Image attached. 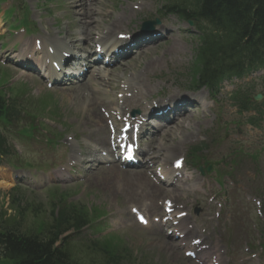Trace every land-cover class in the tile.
Returning a JSON list of instances; mask_svg holds the SVG:
<instances>
[{
  "label": "rangeland",
  "instance_id": "1",
  "mask_svg": "<svg viewBox=\"0 0 264 264\" xmlns=\"http://www.w3.org/2000/svg\"><path fill=\"white\" fill-rule=\"evenodd\" d=\"M84 1L88 3L90 0ZM34 3H37V0H33V4ZM77 3L78 2L75 3L73 9L69 13H62L57 5L48 3L44 7L45 9H42L45 10V12L49 10L48 15H42L44 18L43 25L47 26V30L52 31L55 26V22L52 19H56V21H58V24H56L58 27L56 29H58L60 33L64 35L66 34L74 42H78L77 39H79V37L77 35H80L81 30L84 33L85 29L93 28L91 33L95 32L97 29L100 33H104V25L106 23L112 24V29L117 27L125 29V27H127L135 30L138 28L136 25L140 26L143 21L148 19L153 20L157 17L153 16V0H94L87 7H82ZM4 17H7V15H4ZM46 21L48 22L47 25ZM79 21L82 22L79 23ZM165 22H169L165 24H169V30L172 31L170 38L158 41L159 46L157 44L150 47L144 53L135 57L133 61L127 65V67L131 69L120 71L121 73H124V76L132 78L134 73L137 74V72H145L146 70L143 71L142 68H149L148 64L149 62H152V67L149 68L146 73L148 76L147 81L151 84L150 86L154 90L157 86H160L155 83L157 82L155 79L158 78L159 75L167 76L164 73H166L170 68H174L175 66L182 65L186 62L189 63L192 57L191 48L193 47V44H189L187 42L189 38L185 33H182V29L185 28V24L175 23L174 21H172L173 23H170L171 20L169 19ZM161 23L164 24L162 21ZM133 24L136 27H133ZM32 25L33 24L31 23H24L23 29L26 30L27 28L32 27ZM84 43L85 42H83V45ZM5 44L6 43L0 37L1 49L6 47ZM131 70L135 72H132ZM13 75L14 74L11 71L7 70L3 72L0 70V78H4L6 76L5 78L9 80L13 77ZM34 80L35 81L30 82V84L34 90L33 93H35L33 96L36 97L46 89L44 88L43 83L38 82L36 79ZM168 81H172V79H169ZM25 86L26 85H22L20 80L11 88V90L15 93L17 92L18 94L21 93V88ZM85 90H88V88L86 87V89L82 90L76 89L75 92H73V96L77 94V100L75 102L68 98V96L72 93L67 90L58 88L50 90L59 102V110L56 111L57 114H50L47 113V111L43 112V116H49V118L45 119V123H52L54 126L60 128V130H65L66 133L78 136L77 139L79 142H83L89 133L98 129L96 126L97 116L95 114H99V111L97 107L94 106V114H91L92 118L89 116L90 105L94 103V101L91 100L90 94L88 96L84 95ZM30 95L23 94L21 95V99L24 101H31L34 97H31ZM44 95L41 96V100ZM86 101L89 102L90 105L87 104ZM30 110H32V107ZM48 112L53 111L50 110ZM196 121L199 123L197 124ZM61 122H64L65 125H61ZM70 124L72 126H70ZM190 124H192V126L184 132L183 138L178 136L176 133H168L171 139L168 136L166 138L167 143L163 144L162 148L166 147L171 151V158L186 156L187 151L184 150L181 143H183L185 138L190 135L189 132H193L194 136H197L198 134L199 140H202L206 134L204 131L212 126L210 125V117H207V119L197 118L195 121H191ZM248 130L249 129L247 127H244L243 134L239 136L240 142H242L245 146L249 144L250 147H254V150L258 149L260 145H264V136H261L260 133L255 132L254 130L251 132ZM26 148L27 150H31L33 147L30 149V145H27ZM220 151H224V148H221ZM227 152L228 150L226 149L225 153ZM28 158H32L36 161H43L45 159H52L53 157L49 152L40 151L33 154L28 153L27 159ZM247 165L252 166L249 158H247ZM41 166V169H47L45 164L41 163ZM221 169H224L222 168V165ZM227 172L228 170H223L221 172V178L223 177V173L226 174ZM9 173L10 171L7 166H0V183H4L2 181H6L4 179ZM101 176L102 175L99 174L97 178L94 177L90 179L88 187L85 183L82 185L86 186L85 193L90 194V198L87 197V200H81L79 202L73 201L70 197L71 194L77 192L78 187L26 190L22 186H15L16 188H13L14 185L12 184L7 186L1 185L0 210L4 211L6 216L15 217L16 211L21 209L23 224L28 228H35L49 222L52 204H55L57 198L67 197L65 202H73L76 208H78V206H82V204L85 205V203H87L90 199L88 207H91V201L93 202V206L97 207L100 212H114L118 210V207L120 209L125 207L127 202H130V199L133 200V202H131L132 205L142 206L147 202H156L159 198L165 200L166 197H169L168 192L170 191L165 188H156L153 183V178L145 177L146 180H135L132 179V176H130L129 179L123 180V182L119 184L123 190L122 194V192H112L113 190L111 187L113 185L111 181L105 182L107 173H105L103 177ZM261 179H264V173ZM233 180L234 186L228 189V194L231 197V208L228 223L229 232L225 235L230 240L233 238L240 240V234L241 236L248 235L249 237L252 234H263V223L258 219L253 220L252 207L248 206L242 198H244L245 192H252L258 186L264 187V184L260 182V180H252L244 177L239 178L236 173L234 174ZM238 180L243 184L242 186H240ZM146 183L147 187L145 191L143 194H140L138 192L139 190H142L140 185L146 186ZM79 184H82V182ZM150 186H152V188ZM128 188H130V191H128ZM170 190L173 191L178 189ZM178 191L181 197L177 198L175 202H177L178 205H181L183 202H187L188 199L186 198L187 195L184 192H181L180 189ZM63 192L66 194V197L61 195ZM193 198L195 197L193 196ZM239 199L241 200L238 201ZM234 200L237 201L235 202ZM197 205L201 210L200 213L209 210V207L203 202H201V204L198 202ZM98 215L101 214H97L95 217ZM255 226L256 230L254 229ZM121 230L115 233L117 235L106 236L98 239V243L96 244L90 242V239L93 237H88L86 233L79 236L75 239L71 246L73 256L78 258L82 264H103L107 254L119 256L122 258L124 264H188L187 261H182V257L176 252L175 248L170 245L169 241L165 239L162 240L159 236L140 230ZM86 232L88 233L87 230ZM98 236L95 238H98ZM251 242L252 237L250 239V243Z\"/></svg>",
  "mask_w": 264,
  "mask_h": 264
},
{
  "label": "trees",
  "instance_id": "2",
  "mask_svg": "<svg viewBox=\"0 0 264 264\" xmlns=\"http://www.w3.org/2000/svg\"><path fill=\"white\" fill-rule=\"evenodd\" d=\"M163 12L180 19H199L202 29L196 52L200 83L214 85L224 75L244 67L264 66V0H166ZM21 217V216H20ZM19 218V217H18ZM80 217L59 210L48 226L27 230L21 219L0 214V260L10 264H81L72 257L67 230L79 229ZM61 242L60 246H56ZM104 264H121L108 258Z\"/></svg>",
  "mask_w": 264,
  "mask_h": 264
},
{
  "label": "bare ground",
  "instance_id": "3",
  "mask_svg": "<svg viewBox=\"0 0 264 264\" xmlns=\"http://www.w3.org/2000/svg\"><path fill=\"white\" fill-rule=\"evenodd\" d=\"M39 44H43V43H39ZM44 47H46V46H44ZM44 50H45V48L43 49V51H44ZM43 51H42V52H43ZM151 67H152V65H151ZM137 78H140L141 81H142V83L144 82V76H143V75H142V76L139 75V76H137ZM99 86H102V85L99 84L98 87H99ZM73 92H74V91L72 90V91H71L72 94H71L70 96H68V98H69L70 100H72V101L75 102V101L77 100V94H75V95L73 96ZM93 109H94V106L91 105V106H90V113H89V116H90V117H92L91 114H94V113H93ZM101 116H102V115H101L100 113L97 114V117H98V120H99L100 123L102 122V119H100ZM118 181H119V180H118ZM118 181H116V182H114V181L111 182V183L113 184V186L111 187L112 190H113V191H112L113 193H115V192L117 191V189L119 188V186H118V185H119V184H118ZM117 184H118V185H117ZM3 185H5V184H3ZM117 192H118V191H117ZM173 196H174V195H173ZM174 198H176V197L174 196ZM174 198H173V200H175Z\"/></svg>",
  "mask_w": 264,
  "mask_h": 264
}]
</instances>
